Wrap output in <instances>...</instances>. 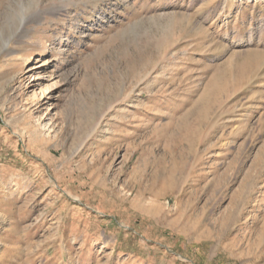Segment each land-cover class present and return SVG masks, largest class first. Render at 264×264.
Segmentation results:
<instances>
[{
    "label": "rangeland",
    "instance_id": "rangeland-1",
    "mask_svg": "<svg viewBox=\"0 0 264 264\" xmlns=\"http://www.w3.org/2000/svg\"><path fill=\"white\" fill-rule=\"evenodd\" d=\"M259 53L264 0H0V264H264Z\"/></svg>",
    "mask_w": 264,
    "mask_h": 264
},
{
    "label": "bare ground",
    "instance_id": "bare-ground-1",
    "mask_svg": "<svg viewBox=\"0 0 264 264\" xmlns=\"http://www.w3.org/2000/svg\"><path fill=\"white\" fill-rule=\"evenodd\" d=\"M23 31H24V34H23L22 37H25V31H26V28H23ZM26 34H27V32H26ZM259 54H260V53H259ZM259 58H260V59L257 58L258 62H256V63L254 64L253 69H256V68L258 69V67L261 66V63H263V60H262V59H263L264 57L262 56V53L259 55ZM261 58H262V59H261ZM249 59H250V58H249ZM230 84H231V81H230Z\"/></svg>",
    "mask_w": 264,
    "mask_h": 264
}]
</instances>
